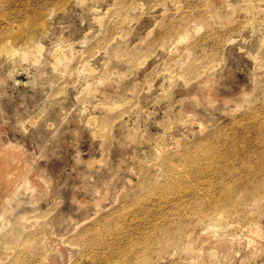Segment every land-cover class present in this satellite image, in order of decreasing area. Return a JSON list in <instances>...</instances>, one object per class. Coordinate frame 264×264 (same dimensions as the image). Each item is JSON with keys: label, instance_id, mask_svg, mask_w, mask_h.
<instances>
[{"label": "rangeland", "instance_id": "374dc122", "mask_svg": "<svg viewBox=\"0 0 264 264\" xmlns=\"http://www.w3.org/2000/svg\"><path fill=\"white\" fill-rule=\"evenodd\" d=\"M60 1L0 0V215L13 217L4 230L0 227V249H12L4 250L10 254L7 261L0 250V264L11 259L92 264L71 235L99 217H116L142 184L159 178L158 163L173 157L180 143L224 127L219 147H232L237 158L225 157L223 165L237 170L243 161L257 162L255 152L264 149V131L252 127L248 135H230L250 124L264 125V58H258L264 47V0H83L63 9ZM32 17L48 22V34L36 44L43 47L39 57L28 53L36 48L29 38L18 35L21 27L32 28ZM37 33L33 27L30 38ZM116 51L122 56L115 57ZM55 53L59 65L51 60ZM201 74L213 77L211 91L205 88V93L197 81L186 87ZM110 84L116 91L104 96L101 90ZM199 92L217 96L209 101L215 106ZM99 105L115 115L107 153L105 140L88 121L98 115ZM168 169L172 175L174 167ZM247 213L244 217L258 224L256 235L247 227L234 228V250L246 257L241 264H264V199ZM195 226L192 232L199 233ZM209 227L223 234V226ZM25 238L29 242L21 248L18 243ZM11 240L20 241L16 246ZM200 240L191 255L184 256L180 244L160 258L153 254L147 264H206L208 256L214 264L230 263L221 251L207 252Z\"/></svg>", "mask_w": 264, "mask_h": 264}, {"label": "bare ground", "instance_id": "6f19581e", "mask_svg": "<svg viewBox=\"0 0 264 264\" xmlns=\"http://www.w3.org/2000/svg\"><path fill=\"white\" fill-rule=\"evenodd\" d=\"M210 1L219 3L224 0H210ZM71 2L72 3L78 2L80 4L81 2H84V1L83 0H61L60 2H58L57 6H59V8H62V7L64 8L65 5ZM250 9H251V6H250ZM119 10H120V7L118 6L114 8L112 12L114 19L118 17ZM249 11H246V12H249ZM94 12L96 11L94 10ZM125 18L127 19L128 16ZM200 18H202V16H200ZM97 19L98 18H96V21ZM29 20H32L33 22H35L34 24L32 23L29 24L30 26H32V28L33 27L38 28L39 33H37V35L34 36L36 38L34 37L30 38L32 28L28 30L29 26L21 27L18 35H24L26 38H29L27 41H29V43L32 44L33 47H36L37 42H40L39 40L43 39V37L46 35V32L48 34V25H47L48 22L43 17H32V19H29ZM182 37L185 38L184 36ZM182 37H179L178 39ZM13 38L15 39L16 36H13ZM178 39L177 41L179 42L182 41V39L180 40ZM184 42H180V43L182 44ZM5 45L6 44L3 42L1 44V47L4 48ZM54 45L56 46V44ZM39 46H42V45H39ZM36 48H33V49L31 48V52H28V53H31L32 55H36V57H39L41 56L40 48L42 50L43 47H38L37 49ZM37 50L39 52H37ZM55 51H58V49L57 50L55 49ZM59 53L60 52H58V54ZM259 54H261L262 57L259 56L258 58L260 59L262 58L263 60L264 47L261 53L259 52ZM56 55H57L56 53L52 55L54 58H52L51 60L55 59ZM81 55L83 56L82 53L77 56H81ZM26 56H24V58ZM114 56L121 57L122 53H120V51H116ZM59 58L57 57V59H55L57 61V64L60 63ZM144 58H147V56H145ZM55 60L53 62H56ZM140 60H143V59H140ZM32 61H35V60H32ZM85 63L89 65L88 62H85ZM261 63H262L261 66H264V63L262 61ZM54 64L56 65V63ZM213 64L219 65L220 64L219 60L214 61ZM55 65H52L51 68L54 67ZM84 65H81V66L84 67ZM88 67L90 70L91 67L90 66ZM205 70H208V67ZM211 71H212V68H211ZM209 77L211 76L208 75L206 77V74L198 75L197 78H195L193 81L186 82V87L189 88V86H193L192 85L194 84L193 82L197 81V84H201L199 82H202L201 86L200 85L199 86L200 87L203 86V89L205 90L206 88L207 90L209 89V87L211 88V86L208 87V84L211 85L212 83L211 81L213 78L211 77V80H210ZM101 79L103 80V78ZM102 80L100 81V78H99L97 80V83L99 81L101 83L104 82V80L103 81ZM107 82H110V81H108L107 79ZM99 83L98 85H102ZM169 84H172V83L170 82ZM105 86H106V89L101 90L104 96L108 97L112 92L116 91V89L114 90L113 88L115 86L111 84L110 86H107V85ZM211 89H209V91H211ZM206 90H205V93L207 92ZM163 93H166V92H163ZM199 93H202V92H199ZM205 93L199 94L200 96L199 98H203L209 104H210L209 101L214 102L213 100H215L217 96H212L214 94L206 96ZM218 101L219 100H217V102ZM212 106H215V105H211V107ZM97 108H98L97 110L98 115L97 114L93 115L94 117L91 116V118H89L90 120L88 119V121H91L92 122L91 125H94L95 135H98L99 137L105 140L106 142V143L104 142L106 144L105 153H107L110 147L109 144L113 139L112 125L114 123L113 122L114 119L112 120V118L113 116L115 118V115H114V111H112L111 109H109L110 107H107L105 105H101V106L99 105L98 107H96V109ZM181 118L183 120H186V118H183V117ZM203 118H205V116H203ZM167 126L169 128L171 126V123L170 122L167 123ZM250 126L245 127L241 131H233L230 133V135H232L233 137H237L241 134L248 135V132L250 131V128L252 127L255 128L259 132L264 131V125H260L258 122L255 124V126H252L251 124ZM223 128L224 127L214 130L206 137L198 139L193 143H183V144L180 143V145H177L179 142L177 143V141L176 142L174 141V143H177L176 145L178 147V151L175 153L173 157H170V158L164 157L163 159L160 160L157 167L158 169L162 170V174L159 176V178L150 180L147 186L142 184L139 187V190L131 197V200H128L127 202H124L122 204L123 208L121 209V211H124L125 213L129 214L131 217H127L120 210H118L119 213L117 214L116 217L114 216L113 217H110V216L109 217H99L92 223V225H89L85 229H82L77 234L71 235L70 237L71 240L74 241L75 243L80 244L84 255H86V257L90 259L92 264H147L150 261V259L154 256L153 254H155L156 256H159L158 258H160L161 257L160 254L163 253L165 249L169 250L170 249L169 247H176L180 244L183 245L181 249V253L184 256H188L193 253V251L195 250L194 245L200 239L201 240L203 239L204 243H202V246L206 249L207 252L209 249L211 250V252L212 250H218V251L223 252L227 257H230L229 264L243 263V261L245 260L243 258H246V257L242 256L241 252L234 250V245L236 242L235 239H237L236 238L237 236H235V233H234V228H237V231H239L238 228L247 227V229L250 230V233H249V230H248V233L253 234V235L255 234L256 229L258 228L257 223L252 222V219L250 217H244V216L248 215L247 212H248V208L250 207V205L254 206L256 205L258 201L264 199V149L257 150L255 152V155L258 158L257 162L250 161V160L243 161L242 168L239 170H237L234 166L227 167L226 165H223L225 157L237 158L236 156H234L235 152L233 151L232 147L230 146H227L225 148L224 146L219 147L220 140L222 139V135H223L221 130ZM157 160L158 158L156 159V161ZM102 161L104 162V157L102 158ZM172 167H174V169H172L171 171L173 172V174L172 175L167 174L170 171L168 168H172ZM158 169L156 170L158 171ZM181 172L185 173L186 176L179 177L178 175L181 174ZM138 174H139V170H138ZM156 212L158 213L157 215H155ZM7 213L6 214L2 213V214L8 215L9 213L8 214ZM231 213L232 214L239 213L240 217H230L232 215ZM10 215H11V212H10ZM227 215L229 217H226ZM0 216H2L0 218V227H2L1 229L4 230L5 228L4 226L8 224L10 220L12 221L13 217L9 218L8 216H6V218H3V215H0ZM23 218L21 216V220ZM229 221H234V222L233 224L231 223V225H229L230 224L228 223ZM210 223L223 226L224 229H222L221 227V229L223 230V234L217 235L215 233H212L210 229L215 230L216 228L214 229V228L209 227V225H211ZM195 225H197V227H199L198 229L201 230L200 231L201 233L199 232L200 234L197 232L196 233L192 232L194 229L193 227ZM243 229L244 228H242V230ZM20 236H22V234ZM247 236H250V235H247ZM18 239H20L19 236H18ZM28 239H34V237L31 236ZM28 239L22 240L21 242H19L20 241L19 240L18 241L19 243L16 242L17 240L16 241L11 240V245H16L18 243V245L21 248H24L29 242L27 241ZM259 239L262 240L263 238H259ZM250 240H251V243H253L252 241L254 240L252 238ZM250 240L247 239L248 242ZM249 243H247V245H249ZM254 244H255V241H254ZM4 246H7V245L5 244ZM16 249L17 247H15V250ZM0 250L2 251L1 255L6 256L7 254L5 253L7 251H11L12 249L7 250L1 247ZM4 250L5 251L7 250V251L4 252ZM240 251H244V250L241 249ZM245 252L247 253V251ZM1 255H0V258H1ZM9 255L5 257L7 258L6 261L10 259L8 258ZM29 255H30V252H29ZM16 263L18 264L19 262L14 261V259H11L8 262V264H16ZM206 264H214L213 258H210L208 256L206 260Z\"/></svg>", "mask_w": 264, "mask_h": 264}]
</instances>
